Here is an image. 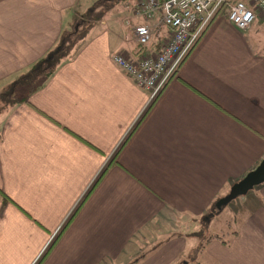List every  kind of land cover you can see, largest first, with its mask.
I'll return each mask as SVG.
<instances>
[{
    "label": "crops",
    "instance_id": "crops-1",
    "mask_svg": "<svg viewBox=\"0 0 264 264\" xmlns=\"http://www.w3.org/2000/svg\"><path fill=\"white\" fill-rule=\"evenodd\" d=\"M139 3H113L72 58L0 113V264L118 261L152 220L205 212L264 157L260 20L242 31L220 11L151 103L112 60L140 49ZM32 4L25 15L0 0V86L61 33L62 5ZM149 23L156 52L171 30L160 13ZM240 197L257 205L228 228L231 210L220 214L213 229L226 242L211 238L201 264H264V182ZM198 243L171 237L136 264H171Z\"/></svg>",
    "mask_w": 264,
    "mask_h": 264
},
{
    "label": "trees",
    "instance_id": "trees-1",
    "mask_svg": "<svg viewBox=\"0 0 264 264\" xmlns=\"http://www.w3.org/2000/svg\"><path fill=\"white\" fill-rule=\"evenodd\" d=\"M116 1L117 0H88L81 4V8L79 5L76 6V4L65 8L63 10V27L53 46L44 56L24 68L21 72L15 74L16 76H13L12 79L9 80L6 78L5 81H8L6 85L0 86V113L8 109L13 103L20 101V95H23V92L37 88L41 84L43 78L53 74L63 61L72 58L81 44L87 40L91 31L98 25ZM66 18H68L67 21H65ZM152 39L151 37L150 42ZM150 42L144 49L150 48ZM137 46L139 47V45ZM140 49L143 48L140 47ZM140 49L138 51H140ZM13 92L19 93L17 97H11ZM232 183L233 182H230L229 187ZM251 190L240 196L247 195ZM240 196L231 200L221 210L216 209L215 201L219 198L216 197L207 210L199 215L175 213V221L169 222L168 225L165 223L162 224V219L156 218L152 220V223H149L139 230L128 242L127 246L121 252L118 261L124 259L123 264H136L156 250L165 240L171 237L186 236L200 238L197 247L192 254L187 252L188 256H182L171 264H201L198 260V255L206 247V244L211 238H219L223 242H226L213 229L218 216L225 209H230L233 220L237 225L249 215L257 205L255 199L246 201L245 199L243 200L244 197L241 198ZM0 198L3 200L8 198L1 189ZM260 203L264 207V202L262 201ZM231 204L233 205L232 207ZM165 226H167L168 229H165ZM163 228L165 229L164 235L159 237L156 230H161ZM235 232L237 233V230H235ZM142 238L144 239L141 240ZM201 238L203 240H201ZM118 261L105 257L100 264H117ZM185 261L187 262L185 263Z\"/></svg>",
    "mask_w": 264,
    "mask_h": 264
},
{
    "label": "built area",
    "instance_id": "built-area-1",
    "mask_svg": "<svg viewBox=\"0 0 264 264\" xmlns=\"http://www.w3.org/2000/svg\"><path fill=\"white\" fill-rule=\"evenodd\" d=\"M222 11L232 25L248 31L254 20L264 19V0H140L133 35L140 47L135 57L123 52L112 54L113 62L141 88L149 92V102L166 87L193 50L212 20ZM160 13L170 28L168 39L156 52H149L152 37L149 20ZM54 235V234H53Z\"/></svg>",
    "mask_w": 264,
    "mask_h": 264
},
{
    "label": "water",
    "instance_id": "water-1",
    "mask_svg": "<svg viewBox=\"0 0 264 264\" xmlns=\"http://www.w3.org/2000/svg\"><path fill=\"white\" fill-rule=\"evenodd\" d=\"M158 95H156L150 102L152 103L157 98ZM262 182H264V157L256 165L255 168L248 171L239 180L233 182L231 184L228 192L226 194L220 196L215 201L216 209L221 210L231 200L235 199L236 197H238L240 195L246 194L249 190L253 189L255 186L261 184ZM60 230H58V231H60ZM58 231L53 236V240L58 236V234H59Z\"/></svg>",
    "mask_w": 264,
    "mask_h": 264
},
{
    "label": "rangeland",
    "instance_id": "rangeland-1",
    "mask_svg": "<svg viewBox=\"0 0 264 264\" xmlns=\"http://www.w3.org/2000/svg\"><path fill=\"white\" fill-rule=\"evenodd\" d=\"M36 2V1H38V0H13V4H14V9L15 10H21L22 11V13L23 14H29V12L31 11V13H32V11H33V4H32V2ZM40 1H43V0H40ZM47 1V7L49 8L52 4H55L56 6L57 5H62V9L64 10L65 8H67V7H65V5L66 4H68V2H69V0H46ZM86 1H88V0H77L76 1V6L77 5H79V7L81 8L82 6H81V4L82 3H84V2H86ZM119 0H117V2H118ZM12 2V1H11ZM113 6V5H112ZM86 7V6H85ZM48 8H47V10H48ZM115 8V7H114ZM32 16V15H31ZM107 17V16H106ZM68 20V18H66V20L65 21H67ZM105 20V19H104ZM256 20H260V24L262 25V27H264V19L263 20H261L260 18H256L255 20H254V22L256 21ZM106 21V26H109V20H108V22H107V20H105ZM63 22H64V19H63V14H62V26H63ZM50 25H52V23L50 22ZM106 29H107V27H106ZM109 29V28H108ZM82 44H84V43H82ZM81 44V45H82ZM51 48V47H50ZM49 48V49H50ZM48 49V50H49ZM48 50H47V52H48ZM78 51V50H77ZM46 52V53H47ZM45 53V54H46ZM44 54V55H45ZM43 55V56H44ZM42 57V56H41ZM41 57H39V58H37V59H35L34 60V62L36 61V60H39ZM33 62V63H34ZM32 64V63H31ZM22 70H24V69H19V70H17V71H15V72H13L12 73V77L11 76H9L10 78H8L9 80L10 79H12L13 78V76H16L15 74H17V73H19V72H21ZM8 83V81H4V82H2L1 83V85L2 86H4V85H6ZM258 186V185H257ZM257 186H255L253 189H256L257 188ZM223 215H219L218 216V218H217V221L216 222H218V223H221V221H223ZM232 217H233V215H232ZM233 220V219H232ZM233 222H234V220L233 221H231V220H229L228 222L226 221V227L228 228V227H230V226H232L233 225ZM235 223V222H234ZM165 229H168V228H165ZM165 229L163 228V229H161V230H156V233L158 234V236L159 237H162L163 235H164V232H165ZM144 238H142L141 240H143ZM199 239L200 238H195V237H191V240H192V242L193 241H199ZM201 240H203L202 238H201ZM189 254H190V252H189ZM187 261H185V263H186ZM117 264H120V263H117Z\"/></svg>",
    "mask_w": 264,
    "mask_h": 264
}]
</instances>
